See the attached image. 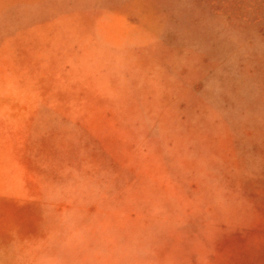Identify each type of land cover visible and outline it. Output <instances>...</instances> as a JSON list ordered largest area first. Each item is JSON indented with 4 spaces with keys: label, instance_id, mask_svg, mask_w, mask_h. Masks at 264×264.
<instances>
[{
    "label": "rangeland",
    "instance_id": "1",
    "mask_svg": "<svg viewBox=\"0 0 264 264\" xmlns=\"http://www.w3.org/2000/svg\"><path fill=\"white\" fill-rule=\"evenodd\" d=\"M0 264H264V0H0Z\"/></svg>",
    "mask_w": 264,
    "mask_h": 264
}]
</instances>
